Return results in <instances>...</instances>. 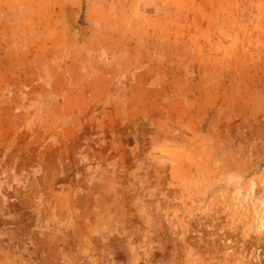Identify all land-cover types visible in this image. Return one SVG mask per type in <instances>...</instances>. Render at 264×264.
<instances>
[{"label":"rangeland","instance_id":"obj_1","mask_svg":"<svg viewBox=\"0 0 264 264\" xmlns=\"http://www.w3.org/2000/svg\"><path fill=\"white\" fill-rule=\"evenodd\" d=\"M263 200L264 0H0V264H264Z\"/></svg>","mask_w":264,"mask_h":264},{"label":"bare ground","instance_id":"obj_2","mask_svg":"<svg viewBox=\"0 0 264 264\" xmlns=\"http://www.w3.org/2000/svg\"><path fill=\"white\" fill-rule=\"evenodd\" d=\"M261 202H262V204H263V208H264V200H263V201H261ZM262 212H263V210H262ZM262 212H261V213H262ZM262 214H263V213H262ZM263 223H264V222H263ZM262 225H263V224H262Z\"/></svg>","mask_w":264,"mask_h":264}]
</instances>
